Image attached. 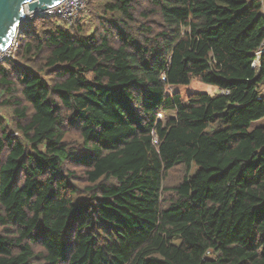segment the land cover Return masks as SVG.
Wrapping results in <instances>:
<instances>
[{"label": "trees", "instance_id": "16d2710c", "mask_svg": "<svg viewBox=\"0 0 264 264\" xmlns=\"http://www.w3.org/2000/svg\"><path fill=\"white\" fill-rule=\"evenodd\" d=\"M261 7L90 0L70 28L23 25L0 64V264H264ZM193 81L218 92L173 89Z\"/></svg>", "mask_w": 264, "mask_h": 264}, {"label": "built area", "instance_id": "2783aa9c", "mask_svg": "<svg viewBox=\"0 0 264 264\" xmlns=\"http://www.w3.org/2000/svg\"><path fill=\"white\" fill-rule=\"evenodd\" d=\"M89 2L90 0H64L63 2L54 7L46 8L44 11H41L39 9L35 11H28V9L26 8V16L23 25L33 21L36 18H56L63 25H65V27L70 28L76 23V21H78L79 18L86 16L87 6ZM18 34L12 41L11 45L5 51H0V64L15 59L19 50ZM262 53H264V41L261 47L259 48V51L255 54L256 58L252 63V68H256L258 66V59ZM261 91L264 92L262 88Z\"/></svg>", "mask_w": 264, "mask_h": 264}, {"label": "water", "instance_id": "95a60500", "mask_svg": "<svg viewBox=\"0 0 264 264\" xmlns=\"http://www.w3.org/2000/svg\"><path fill=\"white\" fill-rule=\"evenodd\" d=\"M64 0H0V51H5L17 36L28 11H44Z\"/></svg>", "mask_w": 264, "mask_h": 264}, {"label": "rangeland", "instance_id": "374dc122", "mask_svg": "<svg viewBox=\"0 0 264 264\" xmlns=\"http://www.w3.org/2000/svg\"><path fill=\"white\" fill-rule=\"evenodd\" d=\"M173 89L177 92H181L183 95H187L188 93L195 92V93H209V94H216L218 90L212 86L201 84L196 81H193L191 85L189 86H174ZM170 116H174L173 113L170 114ZM162 120L165 119L162 115L160 116ZM174 242H179V237H176L174 239Z\"/></svg>", "mask_w": 264, "mask_h": 264}, {"label": "crops", "instance_id": "0c3cea01", "mask_svg": "<svg viewBox=\"0 0 264 264\" xmlns=\"http://www.w3.org/2000/svg\"><path fill=\"white\" fill-rule=\"evenodd\" d=\"M260 2H261V13L264 15V0H260ZM262 89H263V91H264V87H261Z\"/></svg>", "mask_w": 264, "mask_h": 264}, {"label": "bare ground", "instance_id": "6f19581e", "mask_svg": "<svg viewBox=\"0 0 264 264\" xmlns=\"http://www.w3.org/2000/svg\"><path fill=\"white\" fill-rule=\"evenodd\" d=\"M179 112V111H178ZM179 126V125H178ZM160 231V230H159ZM254 233V232H253ZM150 243V242H149Z\"/></svg>", "mask_w": 264, "mask_h": 264}]
</instances>
